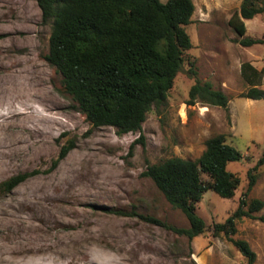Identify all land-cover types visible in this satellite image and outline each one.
Listing matches in <instances>:
<instances>
[{"label": "rangeland", "instance_id": "374dc122", "mask_svg": "<svg viewBox=\"0 0 264 264\" xmlns=\"http://www.w3.org/2000/svg\"><path fill=\"white\" fill-rule=\"evenodd\" d=\"M193 2L185 26L192 48L168 102L147 115L141 133L119 136L113 127L93 128L45 59L53 27L37 0H0V264H248L214 231L242 198L264 200V100L242 97L264 90V75L253 73L264 69V15L245 21L246 36L262 40L246 48L229 24L243 0ZM207 82L228 96L227 108L188 104L191 88ZM218 135L242 153L227 167L240 184L231 199L203 195L196 211L207 228L190 240L168 228L190 223L144 173L174 157L197 160ZM70 142L75 147L55 166ZM22 174L30 176L8 190ZM251 174L256 184L246 196ZM255 215L264 217V208ZM231 237L247 241L254 264H264V222L244 217Z\"/></svg>", "mask_w": 264, "mask_h": 264}, {"label": "trees", "instance_id": "16d2710c", "mask_svg": "<svg viewBox=\"0 0 264 264\" xmlns=\"http://www.w3.org/2000/svg\"><path fill=\"white\" fill-rule=\"evenodd\" d=\"M43 20L52 22L47 62L62 76L65 92L76 103L93 128L113 127L119 136L141 133L147 115L166 105L177 75L184 66V54L192 48L185 26L192 22L193 0H37ZM264 15V0H243L240 12L229 21L241 38L243 47L262 43L246 36V20ZM251 68L244 64L243 69ZM254 70V69H251ZM255 75H264L253 71ZM251 83V82H250ZM243 98L264 100V90L251 88ZM198 100L227 108L228 96L211 83H196L190 90L188 104ZM144 143V137L138 140ZM75 147L73 142L62 148L60 160ZM243 156L226 142L224 135L210 138L206 150L197 160L179 157L147 167L151 178L169 203L181 210L189 228L168 226L190 240L206 231V222L198 215L196 204L213 190L231 199L239 187V178L227 167ZM264 163V156L260 164ZM203 175L210 178L204 181ZM30 175L22 174L7 182L12 190ZM256 184L250 175L246 196ZM264 208V200L248 202L242 198L237 210L224 223L215 225V234H224L248 260L256 262V253L247 241L234 240L237 221ZM149 221L164 225L149 217Z\"/></svg>", "mask_w": 264, "mask_h": 264}, {"label": "crops", "instance_id": "0c3cea01", "mask_svg": "<svg viewBox=\"0 0 264 264\" xmlns=\"http://www.w3.org/2000/svg\"><path fill=\"white\" fill-rule=\"evenodd\" d=\"M264 68V67H263ZM242 69H243V66H242ZM263 69H261V71H262Z\"/></svg>", "mask_w": 264, "mask_h": 264}]
</instances>
